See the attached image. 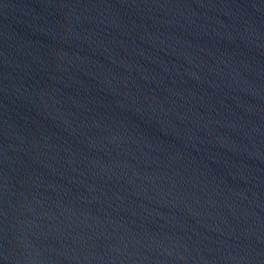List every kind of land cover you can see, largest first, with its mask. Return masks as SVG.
Segmentation results:
<instances>
[{
    "label": "water",
    "instance_id": "95a60500",
    "mask_svg": "<svg viewBox=\"0 0 264 264\" xmlns=\"http://www.w3.org/2000/svg\"><path fill=\"white\" fill-rule=\"evenodd\" d=\"M0 264H264V0H0Z\"/></svg>",
    "mask_w": 264,
    "mask_h": 264
}]
</instances>
